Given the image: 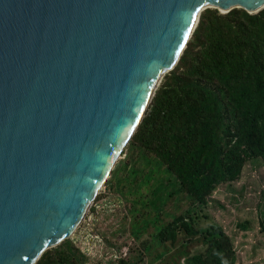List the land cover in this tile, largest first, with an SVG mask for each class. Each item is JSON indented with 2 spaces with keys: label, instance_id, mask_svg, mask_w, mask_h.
I'll list each match as a JSON object with an SVG mask.
<instances>
[{
  "label": "water",
  "instance_id": "water-1",
  "mask_svg": "<svg viewBox=\"0 0 264 264\" xmlns=\"http://www.w3.org/2000/svg\"><path fill=\"white\" fill-rule=\"evenodd\" d=\"M207 8L264 0H0V264L71 237Z\"/></svg>",
  "mask_w": 264,
  "mask_h": 264
},
{
  "label": "trees",
  "instance_id": "trees-1",
  "mask_svg": "<svg viewBox=\"0 0 264 264\" xmlns=\"http://www.w3.org/2000/svg\"><path fill=\"white\" fill-rule=\"evenodd\" d=\"M129 143L125 164L134 174L128 181L141 195L149 191L146 213L154 209L153 215L166 217L164 207L174 195L182 199L180 193L193 204L163 221L158 233L164 242L181 244L172 264H264V258L255 262L239 248L264 255V8L256 13L203 10ZM115 173L107 181L115 180L114 187L120 182ZM169 176L179 192L166 191ZM218 194L236 205L227 215L234 224L232 230L225 225L229 235L217 224L197 227L198 210L212 206ZM132 204L136 208L140 201ZM185 241L198 244L189 250ZM86 260L67 238L36 264Z\"/></svg>",
  "mask_w": 264,
  "mask_h": 264
},
{
  "label": "rangeland",
  "instance_id": "rangeland-1",
  "mask_svg": "<svg viewBox=\"0 0 264 264\" xmlns=\"http://www.w3.org/2000/svg\"><path fill=\"white\" fill-rule=\"evenodd\" d=\"M129 150L130 143L128 142L122 148L112 172L109 173L106 182L99 190L98 195L102 194V197L92 204L95 205L96 212L93 213L90 207L70 237V240L87 255L86 264H97V262L100 264H121L120 258L127 264L136 262H140V264H172L180 250V243L179 246L176 244L177 250L176 245H173L172 242L161 240L158 233L164 228L163 223L165 222L163 221L173 220L175 214L182 213L193 204L180 193L182 199H179L178 195H174L164 207V211H167L166 217L164 213L161 217L153 215L155 214L154 209L148 210L146 213L145 206L149 204V199H147L149 191L143 189L141 195L142 190L134 191L128 181L131 178L129 175L134 174L133 168L126 167L125 164ZM145 166L146 163L143 161L142 169ZM113 172H116L114 177L120 181L115 187L112 186L115 180L110 184L107 183L112 178ZM166 191L179 192L174 178H169ZM134 199L140 201V205L136 208L132 204ZM212 201V206L198 210L197 227L217 224L228 234L225 225L228 230H232L234 224L231 222V216L227 215L236 205L230 203L225 194L214 196ZM184 244L188 246L189 250H192L198 243L185 241ZM239 248L243 251L242 253L254 256L255 262L262 261L264 258V255L255 253L249 247L242 249L240 246ZM183 258L181 257V259Z\"/></svg>",
  "mask_w": 264,
  "mask_h": 264
},
{
  "label": "clouds",
  "instance_id": "clouds-1",
  "mask_svg": "<svg viewBox=\"0 0 264 264\" xmlns=\"http://www.w3.org/2000/svg\"><path fill=\"white\" fill-rule=\"evenodd\" d=\"M96 198H97V197H96ZM96 198H95V199H96ZM93 203H96V201L94 200ZM93 203H92V204H93ZM92 206H95V205H91V207H92ZM183 263H185V262H182L181 264H183Z\"/></svg>",
  "mask_w": 264,
  "mask_h": 264
},
{
  "label": "bare ground",
  "instance_id": "bare-ground-1",
  "mask_svg": "<svg viewBox=\"0 0 264 264\" xmlns=\"http://www.w3.org/2000/svg\"><path fill=\"white\" fill-rule=\"evenodd\" d=\"M82 220H83V218H82ZM82 220H81V221H82Z\"/></svg>",
  "mask_w": 264,
  "mask_h": 264
},
{
  "label": "built area",
  "instance_id": "built-area-1",
  "mask_svg": "<svg viewBox=\"0 0 264 264\" xmlns=\"http://www.w3.org/2000/svg\"><path fill=\"white\" fill-rule=\"evenodd\" d=\"M183 264H186V263H183Z\"/></svg>",
  "mask_w": 264,
  "mask_h": 264
}]
</instances>
